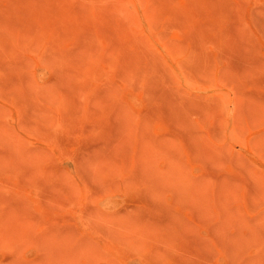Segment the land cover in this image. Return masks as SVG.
I'll use <instances>...</instances> for the list:
<instances>
[{
    "label": "rangeland",
    "instance_id": "374dc122",
    "mask_svg": "<svg viewBox=\"0 0 264 264\" xmlns=\"http://www.w3.org/2000/svg\"><path fill=\"white\" fill-rule=\"evenodd\" d=\"M0 264H264V0H0Z\"/></svg>",
    "mask_w": 264,
    "mask_h": 264
}]
</instances>
